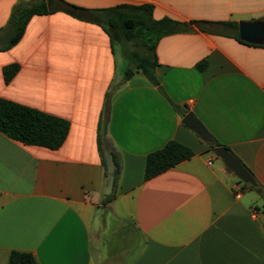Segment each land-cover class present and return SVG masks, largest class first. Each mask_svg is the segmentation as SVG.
Wrapping results in <instances>:
<instances>
[{
    "label": "crops",
    "instance_id": "0c3cea01",
    "mask_svg": "<svg viewBox=\"0 0 264 264\" xmlns=\"http://www.w3.org/2000/svg\"><path fill=\"white\" fill-rule=\"evenodd\" d=\"M19 1L0 0V30ZM65 1L93 10L151 4L155 20L208 24L158 42L159 85L119 73L113 34L60 10L33 16L16 45L0 46V98L70 124L58 150L0 132V264L13 251L38 264H264V44L209 32L264 21V0ZM13 64L7 83L3 69ZM190 112L213 142L183 124ZM169 141L193 156L147 180L148 155ZM215 141L256 181L240 198ZM112 219L132 227L122 259L103 239Z\"/></svg>",
    "mask_w": 264,
    "mask_h": 264
},
{
    "label": "trees",
    "instance_id": "16d2710c",
    "mask_svg": "<svg viewBox=\"0 0 264 264\" xmlns=\"http://www.w3.org/2000/svg\"><path fill=\"white\" fill-rule=\"evenodd\" d=\"M57 10L66 12L78 19L100 24L112 34L111 29L114 30L116 35L113 34V39L120 38L122 41L134 45H142L145 48L143 53L123 51L124 56L129 57L135 66L134 70L130 67L125 70L126 77L128 78L134 73L140 72L153 85H159L155 70L157 66L156 47L158 42L165 36L189 31L192 24H208L207 22L198 23L195 21L190 23L179 22L168 17L155 20L151 4L137 6L118 5L107 9L93 10L76 6L65 0H39L32 4L19 1L12 9L7 27L0 30V39L6 40L2 49L8 50L22 39L33 16L49 14ZM216 25L222 28H215L209 32L227 34L226 31L233 30L235 31L234 36L240 42L245 43L239 37L238 23L221 22ZM202 29L205 30V28ZM206 66V62L203 61L197 67L199 70H204ZM18 70L19 66L16 64L6 66L3 69L5 81L7 83L10 82ZM106 125L107 116L105 114L100 125V137L106 136ZM69 129V122L63 118L0 98V132L13 140L26 145L58 150L65 142ZM209 145L212 149L221 146L218 141L209 143ZM193 154L190 148L176 141H169L162 149L148 155L145 178L147 180L151 179L190 159ZM116 165V174L118 175L120 166L118 163ZM244 184L249 186L246 183ZM8 264L38 263L31 253L13 251L9 257Z\"/></svg>",
    "mask_w": 264,
    "mask_h": 264
},
{
    "label": "water",
    "instance_id": "95a60500",
    "mask_svg": "<svg viewBox=\"0 0 264 264\" xmlns=\"http://www.w3.org/2000/svg\"><path fill=\"white\" fill-rule=\"evenodd\" d=\"M238 33L240 39L244 42L251 44H264V21H241L238 24ZM183 124L188 128L193 129L207 142H213L212 136L192 112L184 117ZM213 150L225 163L227 169L235 173L243 183L253 186L256 185V181L251 173L225 147L218 146Z\"/></svg>",
    "mask_w": 264,
    "mask_h": 264
},
{
    "label": "rangeland",
    "instance_id": "374dc122",
    "mask_svg": "<svg viewBox=\"0 0 264 264\" xmlns=\"http://www.w3.org/2000/svg\"><path fill=\"white\" fill-rule=\"evenodd\" d=\"M23 2H27L28 4L36 3L39 0H22ZM113 34L116 35L115 31L111 29ZM115 41V56L117 61V67L119 69V73H123V70L127 69V67H130L134 70V65L132 64L129 57H125L123 51H138L140 53L145 52V48L138 44L134 45L132 43H128L126 41H122L120 38L116 39ZM119 42V43H118ZM4 43H6V40L0 41V46H2ZM112 226L107 231V233H103V239H105V242H107V253L114 257V255H119V259H122L124 254L128 251L130 246L133 242V232L132 227H129L125 224H121L117 221L111 220ZM105 235V236H104ZM112 235V236H111ZM111 238H108L110 237ZM109 264H119L117 262V259Z\"/></svg>",
    "mask_w": 264,
    "mask_h": 264
},
{
    "label": "built area",
    "instance_id": "2783aa9c",
    "mask_svg": "<svg viewBox=\"0 0 264 264\" xmlns=\"http://www.w3.org/2000/svg\"><path fill=\"white\" fill-rule=\"evenodd\" d=\"M209 165H212V161H209L208 162ZM244 183L242 181H240L236 186H235V194H236V197L237 198H240L242 193H243V190H244Z\"/></svg>",
    "mask_w": 264,
    "mask_h": 264
}]
</instances>
